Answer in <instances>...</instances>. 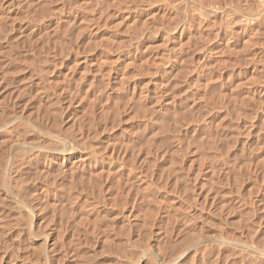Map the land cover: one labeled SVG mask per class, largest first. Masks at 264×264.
Returning <instances> with one entry per match:
<instances>
[{"label": "rangeland", "instance_id": "obj_1", "mask_svg": "<svg viewBox=\"0 0 264 264\" xmlns=\"http://www.w3.org/2000/svg\"><path fill=\"white\" fill-rule=\"evenodd\" d=\"M233 1L0 0V264H165L186 246L182 264H264V17L244 33Z\"/></svg>", "mask_w": 264, "mask_h": 264}, {"label": "bare ground", "instance_id": "obj_2", "mask_svg": "<svg viewBox=\"0 0 264 264\" xmlns=\"http://www.w3.org/2000/svg\"><path fill=\"white\" fill-rule=\"evenodd\" d=\"M140 1H141V0H140ZM168 1H169V0H168ZM180 1H181V0H180ZM188 1H189V0H188ZM230 1H231V0H230ZM235 1H237L238 4H237ZM244 1H245V3L247 4V0H244ZM244 1H243V0H240V2H239L238 0H234V1H233V6H235V5L237 4L238 7H235V8L237 9L236 11H235V8L232 7V8L234 9V11H235V12L233 11L232 13H235V14H236V12L239 11V12L242 14V15H239V16H242L241 18H239V20L242 19V18H243V19L241 20V22H240V21H235V23H237V22H240L241 24L243 23L242 25H244V28H243V29H244V33H246V32H247V33H248V32L252 33V31H250V30L252 29V27L250 26V25H251L250 23L253 22L254 20L259 19L260 17H261V18L264 17V0H256L257 5L254 3L255 0H254V1L251 0V1H253V4H255V5L257 6V8H255V10H254V7H255V6H251L250 4H252V3H251L250 1H248V4L245 5V6H246V9H245V6H242V5H243L242 3H243ZM164 2H165V1H164ZM170 2H171V1H170ZM170 2H169L168 4H170ZM176 2H177V1H176ZM234 2L236 3L235 5H234ZM241 2H242V3H241ZM103 3H104V2H103ZM178 3H179V2H178ZM212 3H213V2H212ZM249 3H250V4H249ZM181 4H182V3H181ZM194 4H195V3H194ZM199 4H200V3H199ZM207 4H208V3H207ZM253 4H252V5H253ZM100 5H101V4H100ZM237 5H236V6H237ZM190 6H191V5H190ZM229 6H230V4H229ZM98 7H99V6H98ZM148 7H149V6H148ZM191 7H192V6H191ZM193 7H194V6H193ZM201 7H202V6H201ZM201 7H200V8H201ZM220 7H221V6H220ZM135 8H136V7H135ZM171 8H172V6H171ZM200 8H199V9H200ZM203 8H204V7H203ZM203 8H201V9H203ZM216 8H217V7H216ZM216 8H215V9H216ZM85 9H86V8H85ZM244 9H245L246 12H245V11L243 12ZM119 10H120V9H119ZM204 10H205V9L201 10V12L203 13ZM207 10H208V9H207ZM216 10H217V9H216ZM219 10H220V9H219ZM227 10H228V9H227ZM231 10H232V9H231ZM247 10H248V12H247ZM115 11H116V10H115ZM129 11H130V10H129ZM176 11H177V10H176ZM182 11H183V10H182ZM191 11H192V10H191ZM193 11L195 12L194 9H193ZM197 11H199V10H197ZM208 11H209V10H208ZM154 12H155V11H154ZM173 12H174V11H173ZM209 12H210V11H209ZM102 13H104V12H102ZM121 13H122V11H121ZM127 13H128V12H127ZM195 13H196V12H195ZM197 13L199 14L200 12H197ZM205 13H206V12H205ZM210 13H211V12H210ZM212 13H213V11H212ZM224 13H226V12H224ZM230 13H231V12H230ZM230 13H229L228 15H230ZM97 14H98V13H97ZM133 14H134V13H133ZM149 14H150V13H149ZM193 14H194V13H193ZM213 14H214V13H213ZM213 14H210V15L207 14V16H208V17H209V16H214ZM84 15H85V14H84ZM119 15H120V13H119ZM121 15H122V14H121ZM121 15H120V17H119V19H120L119 21H121V22L117 21V18H116V20H115V22H119L120 25L123 23V20H125V18L129 17V15L126 14V13L123 14L122 16H121ZM125 15H126V17H125ZM127 15H128V16H127ZM154 15H155V14H154ZM161 15H162V14H161ZM164 15H165V14H164ZM168 15H169V14H168ZM173 15H174V14H173ZM201 15H203L205 18L207 17V16H205L204 13L201 14ZM231 15H233V14H231ZM147 16H148V15H147ZM150 16H151V15H150ZM166 16H167V14H166ZM171 16H172V15H171ZM196 16H197V14H196ZM226 16H227V15H226ZM233 16H234V15H233ZM237 16H238V12H237ZM237 16H236V17H237ZM91 17H92V16H91ZM116 17H118V16H116ZM168 17H169V16H168ZM208 17H207V19H208ZM83 18H85V17H83ZM106 18H107V17H106ZM108 18H109V17H108ZM161 18H162V17H161ZM171 18H172V17H171ZM191 18H193V17H191ZM205 18H204V19H205ZM139 19H140V18H139ZM169 19H170V18H169ZM194 19H195V18H194ZM204 19H202V18L198 15V17H197V19H196V20H197V21H196V22H197L196 24H197L199 27L202 26V24H203V22H204ZM209 19H210V17H209ZM209 19H208V20H209ZM230 19H231V18H230ZM11 20H12V19H11ZM76 20H77V19H76ZM84 20H85V19H84ZM84 20H83V21H84ZM128 20H129V19H128ZM143 20H144V19H143ZM146 20H147V19H146ZM205 20H206V19H205ZM226 20H227V19H226ZM235 20H236V19H235ZM91 21H92V20H91ZM125 21H126V20H125ZM130 21H131V20H130ZM141 21H142V20H141ZM213 21H214V20H213ZM215 21H216V20H215ZM215 21H214L213 23H212L211 21H209V22L207 21V23H210V22H211V24H212V26H213V24L215 23ZM228 21H230V20H228ZM85 22H86V21H85ZM93 22H94V21H93ZM96 22H97V21H96ZM115 22H114V23H115ZM218 22H219V21H218ZM224 22H225L224 24H226V21H224ZM88 23H89V22H88ZM114 23H113V25H114ZM131 23H132V21H131ZM131 23H130V24H131ZM143 23H145V22H143ZM186 23H187V22H186ZM204 23H205V22H204ZM207 23H206V24H207ZM227 23L229 24V22H227ZM235 23H233V24L235 25ZM116 24H118V23H116ZM119 24H118V25H119ZM130 24H129V25H130ZM132 24H133V23H132ZM196 24H195V25H196ZM215 24H216V23H215ZM224 24H223V25H224ZM249 24H250V25H249ZM252 24H253V23H252ZM255 24H256V23H255ZM11 25H12V24H11ZM101 25H102V24H101ZM105 25H106V24H105ZM158 25H159V24H158ZM183 25H184V24H183ZM203 25H204V24H203ZM208 25H209V24H208ZM218 25H219V24H218ZM221 25H222V24H221ZM234 25H233V26H234ZM109 26H111V25H109ZM162 26H163V25H162ZM181 26H182V24H181ZM186 26H187V25H186ZM198 26H197V27H198ZM205 26H206V25H205ZM205 26H202L201 29L204 30L203 28H205ZM212 26L209 25V26H207V27L212 28ZM214 26H215V25H214ZM214 26H213V27H214ZM240 26H241L240 24H237L236 27H234L233 29H232V28H230V29H231L232 31H233V30L236 31V34H237V32L239 31L238 29L241 28V27H243V26H241V27H240ZM83 27H84V26H83ZM83 27H82V29H83ZM101 27H102V26H101ZM123 27H124V26H123ZM159 27H160V26H159ZM195 27H196V26H195ZM207 27H206V28H207ZM230 27H231V26H230ZM178 28H179V27H178ZM218 28H219V27H218ZM110 29H111V27H110ZM131 29H132V28H131ZM187 29H188V27H187ZM189 29H190V28H189ZM196 29H197V28H196ZM198 29L200 30V28H198ZM214 29H215V28H214ZM254 29H255V28H254ZM170 30H171V29H170ZM172 30H173V29H172ZM174 30H175V28H174ZM182 30H184V28H183ZM182 30L179 32L180 35H181ZM202 30H201V31H202ZM212 30H213V28H212ZM240 30H241V29H240ZM85 31H86V30H85ZM94 31H95V30H94ZM96 31H97V30H96ZM114 31H115V30H114ZM186 31H187V30H186ZM197 31H198V30H197ZM204 31H205V30H204ZM234 31H233V32H234ZM100 32H101V31H100ZM108 32H109V31H108ZM177 32H178V30H177V31H174V34H173L174 37L177 36ZM194 32H195V31H194ZM62 33H63V32H62ZM113 33H115V32H113ZM212 33H213V32H212ZM231 33H232V32H231ZM238 33H239V32H238ZM240 33H242V32H240ZM253 33H254V32H253ZM253 33H252V34H253ZM80 34H81V33H80ZM91 34H93V33H91ZM106 34H107V33H106ZM108 34H109V33H108ZM192 34H193V33H192ZM198 34H199V33H198ZM205 34H206V33H205ZM205 34H204V36H205ZM232 34H233V33H232ZM234 34H235V33H234ZM234 34H233V35H234ZM236 34H235V35H236ZM242 34H243V33H242ZM252 34H249V35L245 34V35H247V36H249V37H248V38L246 37L245 39H244V37H243V39H242L241 41H242V42H243V41H244V42L246 41V42L249 43V45H252V44L249 42V41H253L252 39H250L251 36H252ZM98 35H99V34H98ZM101 35H102V33H100L99 36H101ZM130 35H131V34H130ZM180 35H179V36H180ZM185 35H186V34H185ZM233 35H231V37H234ZM250 35H251V36H250ZM95 36H96V35H95ZM165 36H166V35H165ZM165 36H164V37H165ZM197 36H198V35H197ZM201 36H203V34H202ZM66 37H67V36H66ZM171 37H172V36H171ZM174 37H173L172 39H174ZM180 37H181V36H180ZM186 37H187V36H186ZM252 37H253V36H252ZM101 38H102V37H101ZM105 38H106V37H104V39H105ZM162 38H163V36H162ZM169 38H170V37H169ZM189 38H190V37H189ZM237 38H238V36H237ZM82 39H83V38H82ZM95 39H96V38H95ZM99 39H100V38H99ZM108 39H109V38H108ZM110 39H111V38H110ZM110 39H109V40H110ZM175 39H176V38H175ZM175 39H174L173 41H176ZM178 39H179V38H178ZM178 39H177V40H178ZM193 39H194V38H193ZM195 39H196V38H195ZM198 39H199V38H198ZM249 39H250V40H249ZM102 40H103V39H102ZM105 40H106V39H105ZM187 40H188V39H187ZM200 40H201V39H200ZM228 40H229V39H228ZM234 40H235V39H234ZM112 41H114V40H112ZM117 41H118V40H117ZM119 41H120V40H119ZM99 42H100V41H99ZM107 42H108V40H107ZM189 42H191V41H189ZM246 42L244 43V45L246 44ZM67 43H68V42H67ZM111 43H112V42H111ZM115 43H117V42H115ZM178 43H180V42H178ZM204 43H205V42H204ZM235 43H236V42H235ZM248 43L246 44V46L248 45ZM252 43H253V42H252ZM93 44H94V43H93ZM95 44H96V43H95ZM113 44H114V43H113ZM180 44H182V40H181V43H180ZM228 44H229V43H228ZM228 44H226V45L228 46ZM233 44H234V43H233ZM255 44H256V43H255ZM137 45H138V44H137ZM190 45H191V44H190ZM253 45H254V43H253ZM97 46H99V45H97ZM118 46H119V45H118ZM142 46H143V45H142ZM147 46H148V45H147ZM179 46H180V45H179ZM232 46H233V45H232ZM246 46H245V47H246ZM60 47H61V46H60ZM91 47H92V46H91ZM102 47H103V46H102ZM164 47H165V46H164ZM169 47H170V46H169ZM180 47H181V46H180ZM136 48H137V47H136ZM136 48H135V49H136ZM141 48H142V47H141ZM145 48H146V46H145ZM175 48H176V47H175ZM230 48H232V47H230ZM230 48H229V49H230ZM60 49H61V48H60ZM170 49H171V48H170ZM170 49H169V50H170ZM235 49H236V48H235ZM260 49H261V48H260ZM110 50H111V49H110ZM167 50H168V49H167ZM173 50H174V49H173ZM173 50H172V51H173ZM238 50H239V49H238ZM115 51H116V50H115ZM142 51H143V50H142ZM147 51H148V50H147ZM176 51H177V49H176ZM257 51H258V50H257ZM257 51H256V52L254 51V52L257 53ZM260 51H261V50H260ZM156 52H157V51H156ZM254 52L252 53V54H253V55H252L253 58H254ZM113 53H114V52H113ZM164 53H165V52H164ZM98 54H99V53H98ZM122 54H123V53H122ZM139 54H140V53H139ZM116 55H117V54H116ZM160 55H161V54H160ZM160 55H157V56L161 57L163 54H162L161 56H160ZM120 56H121V55H120ZM120 56L118 55L117 58H119L121 61H123V64H124V61L127 62L126 60H127L128 58H127L126 56L123 57V55H122L123 58L120 57ZM148 56H149V55H148ZM159 57H158L157 59H159ZM166 57H167V56H166ZM176 57H177V56H176ZM204 57H205V56H204ZM216 57H217V56H216ZM117 58H116V59H117ZM164 58H165V55H164V57H162V60H161V58H160V61H163ZM256 58H257V60L259 59V57H257V55H256ZM256 58H254V59H256ZM111 59H112V58H111ZM111 59H110V60H111ZM114 59H115V58H114ZM119 59H118V60H119ZM144 59H145V58H144ZM152 59H153V57H152ZM157 59H156V60H157ZM169 59H170V58H169ZM218 59H219V58H218ZM84 60H85V59H84ZM132 60H133V59H132ZM139 60H140V59H139ZM142 60H143V59H142ZM145 60H146V59H145ZM156 60H155V62H156ZM165 60H166V59H165ZM165 60H164V62H165ZM216 60H217V59H216ZM79 61H80V60H79ZM112 61H113V60H111V62H112ZM121 61H120V63H121ZM128 61H129V60H128ZM157 61H158V60H157ZM200 61H201V60H200ZM222 61H223V60H222ZM74 62H75V61H74ZM118 62H119V61H118ZM129 62H130V61H129ZM135 62H136V61H135ZM145 62H146V61H145ZM153 62H154V61H153ZM158 62H159V61H158ZM174 62H175V61H174ZM59 63H60V62H59ZM150 63H151V62H150ZM162 63H163V62H162ZM214 63H215V62H214ZM83 64H84V63H83ZM85 64H87V63H85ZM108 64H109V63H108ZM125 64H128V63H125ZM158 64H159V63H158ZM160 64H161V63H160ZM164 65H165V64H164ZM204 65H205V64H204ZM212 65H213V64H212ZM218 65H219V64H218ZM98 66H99V65H98ZM171 66H172V65H171ZM195 66H196V65H195ZM200 66H201V65H200ZM136 67H137V66H136ZM151 67H152V66H151ZM202 67H203V66H202ZM253 67H254V66H253ZM98 68H99V67H98ZM103 68H104V67H103ZM155 68H156V67H155ZM160 68H161V67H160ZM195 68H196V67H195ZM200 68H201V67H200ZM251 68H252V66H251ZM257 68H258V67H257ZM86 69H87V68H86ZM61 70H62V69H61ZM122 70H123V69H122ZM202 70H203V69H202ZM251 70H252V69H251ZM85 71H86V70H85ZM129 71H130V70H129ZM134 71H135V70H134ZM205 71H206V70H205ZM245 71H246V70H245ZM43 72H44V71H43ZM83 72H84V71H83ZM154 72H155V71H154ZM172 72H173V71H172ZM177 72H179V71H177ZM180 72H181V71H180ZM239 72H240V70H239ZM64 73H65V72H64ZM86 73H87V72H86ZM93 73H94V72H93ZM108 74H109V72H108ZM137 74H138V73H137ZM160 74H161V73H160ZM202 74H203V73H202ZM134 75H135V74H134ZM174 75H175V74H174ZM200 75H201V74H200ZM205 75H206V74H205ZM242 75H243V74H242ZM114 76H115V75H114ZM118 76H119V75H118ZM143 76H144V75H143ZM177 76H178V75H177ZM119 77H120V76H119ZM121 77H122V75H121ZM121 77H120V80H121ZM124 77L126 78V75H124ZM129 77H130V75H129ZM135 77H136V76H135ZM218 77H219V76H218ZM85 78H86V77H85ZM99 78H100V77H99ZM127 78H128V77H127ZM127 78H126V79H127ZM169 78H170V77H169ZM245 78H246V77H245ZM114 79L116 80V78H114ZM160 79H161V78H160ZM178 79H179V78H178ZM194 79H195V78H194ZM207 79H208V78H207ZM210 79H211V78H210ZM82 80H83V79H82ZM100 80H101V78H100ZM102 80H103V79H102ZM124 80H125V79H124ZM195 80H196V79H195ZM219 80H220V78H219ZM228 80H229V79H228ZM247 80H248V79H247ZM189 81H190V83H192L191 80H189ZM203 81H204V80H203ZM208 81H209V80H208ZM215 81H216V79H215ZM243 81H244V80H243ZM245 81H246V80H245ZM120 82H122V81H120ZM123 82H124V81H123ZM145 82H146V81H145ZM159 82H160V81L158 80V83H159ZM161 82H162V80H161ZM161 82L159 83V86H161ZM167 82H168V81H167ZM175 82H176V81H175ZM193 82H194V81H193ZM206 82H207V81H206ZM241 82H242V81H241ZM107 83H108V82H107ZM196 83H197V82H196ZM142 84H143V83H142ZM144 84H145V83H144ZM144 84H143V85H144ZM162 84H163V82H162ZM38 85H39V84H38ZM114 85H115V84H114ZM132 85H133V84H132ZM203 85H204V84H203ZM234 85H235V84H234ZM242 85H243V84H242ZM140 86H141V85H140ZM154 86H155V85H154ZM204 87H206V86H204ZM41 88H42V87H41ZM114 88H115V86H114ZM121 88H122V87H121ZM142 88H143V87H142ZM196 88H197V87H196ZM200 88H201V87H200ZM103 89H106V88H103ZM111 89H112V88H111ZM115 89H116V88H115ZM115 89H114V90H115ZM150 89H151V88H150ZM190 89H191V88H190ZM116 90H118V89H116ZM233 90H234V89H233ZM247 90H248V89H247ZM41 91H42V90H41ZM95 91H96V90H95ZM149 91H150V90H149ZM159 91H160V90H159ZM159 91H158V92H159ZM84 92H85V90H84ZM139 92H140V91H139ZM158 92H157V93H158ZM169 92H170V91H169ZM204 92H205V91H204ZM96 93H97V92H96ZM132 93H133V92H132ZM165 93H166V92H165ZM194 93H195V91H194ZM250 93H251V92H250ZM42 94H43V93H42ZM145 94H146V93H145ZM161 94H162V93H161ZM161 94H159V95H161ZM236 94H237V92H236ZM244 94H246V92H245ZM260 94H261V93H260ZM81 95H82V94H81ZM167 95H168V94H167ZM224 95H225V94H224ZM224 95H223V96H224ZM227 95H228V94H227ZM229 95H230V94H229ZM171 96H172V95H171ZM171 96H170V97H171ZM246 96H247V95H246ZM156 97H157V96H156ZM226 97H227V96H226ZM232 97H233V96H232ZM234 97H235V96H234ZM234 97H233V98H234ZM249 97H250V95H249ZM129 98H130V97H129ZM129 98H128V99H129ZM160 98H161V97H160ZM213 98H214V97H213ZM240 98H241V97H240ZM68 99H69V98H68ZM149 99H150V98H149ZM236 99H237V98H236ZM248 99H249V98H248ZM253 99H254V98H253ZM221 100H222V99H221ZM262 100H263V99H262ZM241 101H242V100H241ZM114 102H115V101H114ZM156 102H157V101H156ZM170 102H171V101H170ZM87 104H88V103H87ZM153 104H154V103H153ZM213 104H214V103H213ZM154 105H155V104H154ZM112 107H113V106H112ZM226 107H227V106H226ZM101 108H102V107H101ZM149 108H150V107H149ZM110 109H111V108H110ZM53 110H54V109H53ZM238 110H239V109H238ZM107 111H108V110H107ZM113 111H114V110H113ZM110 112H111V111H110ZM115 112H116V110H115ZM106 113H107V112H106ZM116 113H117V112H116ZM143 113H144V112H143ZM147 113H148V112H147ZM16 114H17V113H16ZM16 114H15V115H16ZM101 115H102V114H101ZM132 116H133V115H132ZM11 118H12V117H11ZM8 119H9V118H8ZM33 119H34V118H33ZM47 119H48V118H47ZM219 119H220V118H219ZM4 120H5V119H4ZM50 120H51V119H50ZM53 120H54V119H53ZM150 121H151V120H150ZM6 122H7V121H6ZM19 122H20V121H19ZM46 122H47V121H46ZM120 122H121V121H120ZM15 123H16V122H15ZM52 123H53V122H52ZM143 123H144V122H143ZM177 124H178V123H177ZM215 124H216V123H215ZM20 125H21V124H20ZM20 125H19V126H20ZM89 126H90V125H89ZM92 126H93V125H92ZM157 126H158V125H157ZM2 127H3V126H2ZM21 128H22V127H21ZM24 129H25V128H24ZM6 130H7V129H6ZM6 130H5V131H6ZM8 130H9V129H8ZM15 130H16V129H15ZM18 130H19V129H18ZM40 130H41V129H40ZM61 130H62V129H61ZM196 130H197V129H196ZM20 131H21V130H20ZM44 131H45V130H44ZM24 132H25V131H24ZM70 132H71V131H70ZM91 132H92V131H91ZM143 132H144V131H143ZM156 132H157V131H156ZM1 133H2V131H1ZM11 133H12V132H11ZM31 133H32V132H31ZM46 133H47V132H46ZM54 133H55V132H54ZM72 133H73V132H72ZM17 134H18V133H17ZM20 134H22V133H20ZM50 134H51V133H50ZM55 134H56V133H55ZM57 134H58V133H57ZM15 135H16V134H15ZM94 135H95V134H94ZM16 136H17V135H16ZM16 136H15V137H16ZM20 136H21V135H20ZM22 136L24 137L25 135H22ZM80 136H81V135H80ZM82 136H83V134H82ZM88 136H89V135H88ZM90 136H91V135H90ZM205 136H206V135H205ZM3 137H4V136H3ZM12 137H14V136H12ZM23 137H22V138H23ZM73 137H74V136H73ZM77 137H78V136H77ZM92 137H93V136H92ZM10 138H11V137H10ZM16 138H18V139L20 140L21 137H16ZM16 138H15V139H16ZM22 138H21V139H22ZM37 138H38V137H37ZM53 138H54V137H53ZM18 139H16V140H18ZM205 139H206V137H205ZM8 140H9V139H8ZM13 140H14V139H13ZM16 140H15V141H16ZM27 140H28V139H27ZM27 140H25L26 142H25V141H24V142H25V143H28ZM31 140H32V139H31ZM35 140H36V139H35ZM81 140H82V139H81ZM20 141H22V140H20ZM20 141H19V142H20ZM82 141H83V140H82ZM178 141H179V140H178ZM207 141H208V140H207ZM12 142H14V141H12ZM12 142H11V144H12ZM19 142H18V143H19ZM32 142H33V141H31V143H32ZM80 142H81V141H80ZM131 142H132V141H131ZM151 142H152V141H151ZM212 142H213V141H212ZM7 143H8V142H7ZM29 143H30V142H29ZM31 143H30V144H31ZM58 143H60V142H58ZM58 143H57V146H61V144H58ZM76 143H77V142H76ZM3 144H4V143H3ZM11 144H10V145H11ZM33 144H34V143H33ZM33 144H32V145H33ZM35 144H36V143H35ZM51 144H52V143H51ZM53 144H54V143H53ZM77 144H78V143H77ZM85 144H86V142H85ZM26 145H27V144H26ZM55 145H56V144H55ZM62 145H63V144H62ZM73 145H74V144H73ZM73 145H72V146H73ZM91 145H92V144H91ZM133 145H134V144H133ZM16 146H17V145H16ZM45 146H46V145H45ZM89 146H90V145H89ZM93 146H94V145H93ZM14 147H15V146H14ZM17 147H18V146H17ZM100 147H101V145H100ZM20 148H21V147H20ZM51 148L54 149V147H51ZM59 148H60V147H59ZM73 148H74V147H73ZM92 148H93V147H92ZM120 148H121V146H120ZM129 148H130V146H129ZM169 148H170V147H169ZM21 149H23V148H21ZM24 149H25V148H24ZM97 149H98V148H97ZM101 149H102V148H101ZM111 149H112V148H111ZM125 149H126V148H125ZM133 149H134V148H133ZM227 149H228V148H227ZM35 150H36V149H35ZM56 150H57V149H56ZM69 150H71V149H69ZM85 150H86V149H85ZM116 150H117V149H116ZM121 150H122V149H121ZM121 150H120V151H121ZM123 150H124V149H123ZM130 150H131V149H130ZM181 150H182V149H181ZM39 151H41V150H39ZM96 151H97V150H96ZM99 151H100V150H99ZM101 151H102V150H101ZM103 151H104V150H103ZM191 151H192V150H191ZM27 152H28V151H27ZM29 152H30V151H29ZM69 152H70V151H69ZM92 152H93V151H92ZM92 152H91V153H92ZM117 152H118V151H117ZM177 152H178V151H177ZM88 153H89V152H88ZM93 153H94V152H93ZM99 153H100V152H99ZM166 153H167V152H166ZM180 153H181V152H180ZM1 154H2V153H1ZM3 154H4V153H3ZM23 154H25V153H23ZM67 154H68V153H67ZM123 154H124V153H123ZM127 154H128V153H127ZM149 154H150V153H149ZM103 155H104V154H103ZM116 155H117V154H116ZM19 156H20V155H19ZM51 156H52V155H51ZM60 156H61V155H60ZM64 156H65V155H64ZM64 156H61V158L63 157V160H64V158H65ZM93 156H94V155H93ZM182 156H183V155H182ZM4 157H5V156H4ZM12 157H13V156H12ZM56 157H57V156H56ZM71 157H72V156H71ZM90 157H91V156H90ZM198 157H199V156H198ZM100 158H101V157H100ZM128 158H129V157H128ZM200 158H201V157H200ZM260 158H261V157H260ZM51 159H52V158H51ZM76 159H77V158H76ZM76 159H75V160H76ZM88 159H89V158H88L86 155H80V156L78 155V160H79L82 164H83L84 162H86V161H89ZM90 159H91V158H90ZM98 159H99V158H98ZM114 159H115V158H114ZM132 159H133V157H132ZM169 159H170V158H169ZM59 160H60V159H59ZM61 160H62V159H61ZM66 160H69L68 157L66 158ZM66 160H64V161H66ZM70 160H71V159H70ZM126 160H127V159H126ZM133 160H134V159H133ZM133 160H132V162H133ZM202 160H203V159H202ZM3 161H4V159H3ZM11 161H12V160H11ZM16 161H17V160H16ZM18 161H19V160H18ZM18 161H17V162H18ZM98 161H99V160H98ZM24 162H25V161H24ZM52 162H53V161H52ZM52 162H51V163H52ZM102 162H103V161H101L100 163H102ZM104 162H105V161H104ZM106 162H107V161H106ZM110 162H112V161L110 160ZM110 162H108V164H109ZM125 162H126V161H125ZM130 162H131V161H130ZM130 162H129V163H130ZM194 162H195V161H194ZM65 163H66V162H65ZM69 163H70V162H69ZM71 163H72V162H71ZM73 163H74V162H73ZM81 163H80V164H81ZM88 163H90V161H89ZM13 164H14V163H13ZM36 164H37V163H36ZM59 164H60V163H59ZM125 164H126V163H125ZM4 165H5V164H4ZM9 165H10V164H9ZM62 165H63V164H61V167H62ZM73 165H74V164H73ZM85 165H87V164H85ZM246 165H247V164H246ZM250 165H251V164H250ZM67 166H68V165H66V167H67ZM74 166H75V165H74ZM74 166H73V167H74ZM107 166H108V165L106 164V168L109 167V166H108V167H107ZM129 166H130V165H129ZM24 167H25V166H24ZM64 167H65V165H64ZM112 167H113V166H112ZM112 167H111V168H112ZM201 167H202V166H201ZM238 167H239V166H238ZM238 167H237V168H238ZM62 168H63V167H62ZM69 168H70V172H71V169H72V172L75 171V170H73V168H71V165H70ZM98 168H99V167H98ZM106 168H105V169H106ZM241 168H242V167H241ZM3 169H4V168H2V170H3ZM11 169H12V168H11ZM22 169H23V168H22ZM34 169H35V168H34ZM58 169H59V168H58ZM75 169H76V166H75ZM100 169H101V168H100ZM105 169H103V171H104ZM109 169H110V168H109ZM112 169H113V168H112ZM115 169H116V168H114V170H115ZM118 169H119V168H118ZM199 169H200V168H199ZM13 170H14V169H13ZM41 170H42V169H41ZM84 170H85V169H84ZM101 170H102V169H101ZM122 170H123V169H122ZM130 170H131V169H130ZM8 171H9V170H8ZM58 171H59V170H58ZM64 171H65V169H64ZM66 171H67V169H66ZM106 171H107V170H106ZM109 171H110V170H108L107 172H109ZM110 172L113 173V170L110 171ZM114 172H115V174L118 173V171L116 172V170H115ZM128 172H129V171H128ZM223 172H224V171H223ZM65 173H66V172H65ZM96 173H97V172H96ZM96 173H95V174H96ZM100 173H101V172H100ZM103 173H104V172H103ZM119 173H120V172H119ZM227 173H228V172H227ZM48 174H49V173H48ZM59 174H60V173H59ZM66 174H67V173H66ZM69 174H70V173H69ZM104 174H105V173H104ZM115 174L113 173L111 176H113V175L115 176ZM120 174H121V173H120ZM133 174H134V173H133ZM30 175H31V174H30ZM62 175H63V174H62ZM70 175H71V174H70ZM105 175H107V173H106ZM193 175H196V174H193ZM2 176H3V175H2ZM43 176H44V175H43ZM58 176H59V175H58ZM67 176H68V175H67ZM98 176H99V175H98ZM107 176L109 177V176H110V173H109V175H107ZM107 176H105L104 178H107ZM118 176H121V175L118 174ZM125 176H126V175H125ZM219 176H220V175H219ZM8 177H9V176H8ZM25 177H26V176H25ZM28 177H29V176H28ZM127 177H128V176H127ZM135 177H136V176H135ZM220 177H221V176H220ZM15 178H16V177H15ZM33 178H34V177H33ZM54 178H55V177H54ZM63 178H64V177H63ZM75 178H76V177H75ZM89 178H90V177H88V179H89ZM110 178H112V177H110ZM0 179H2V178H0ZM20 179H21V178H20ZM23 179H24V178H23ZM27 179H28V178H27ZM29 179H30V178H29ZM72 179H73V178H72ZM101 179H102V178H101ZM114 179H115V178H114ZM116 179L118 180V177H117ZM116 179H115V182H116ZM119 179H120V177H119ZM155 179H156V178H155ZM248 179H249V178H248ZM32 180H33V179H32ZM54 180H55V179H54ZM104 180H105V179H104ZM104 180H103V181H104ZM106 180H107V179H106ZM108 180H110V179H108ZM111 180H112V179H111ZM143 180H144V179H143ZM223 180H224V179H223ZM235 180H236V179H235ZM2 181H3V180H2ZM62 181H63V180H62ZM77 181H78V180H77ZM118 181H119V180H118ZM120 181H121V180H120ZM131 181H132V180H131ZM226 181H227V180H226V177H225V182H226ZM3 182H4V181H3ZM8 182H9V181H8ZM25 182H26V180H25ZM74 182H75V181H74ZM113 182H114V180H113ZM125 182H126V180H125ZM20 183H21V182H20ZM33 183H34V182H33ZM33 183H32V184H33ZM56 183H57V182H56ZM62 183H63V182H62ZM62 183H61V184H62ZM104 183H105V182H104ZM131 183H132V182H131ZM145 183H146V182H145ZM9 184H10V183H9ZM17 184H18V183H17ZM118 184H119V182H118ZM125 184H126V183H125ZM1 185H2V184H1ZM15 185H16V184H15ZM69 185H70V184H69ZM75 185H76V184H75ZM116 185H117V184H116ZM204 185H205V184H204ZM53 186H54V185H53ZM63 186H64V185H63ZM72 186H73V185H72ZM100 186H101V184H100ZM112 186H113V185H112ZM123 186H124V183H123ZM6 187H8V186L6 185ZM16 187H17V186H16ZM105 187H106V186H105ZM25 188H26V187H25ZM111 188H112V187H111ZM2 189H3V188H2ZM8 189H9V188H8ZM63 189H64V187H63ZM68 189H69V187H68ZM85 189H86V188H85ZM75 190H76V189H75ZM83 190H84V189H83ZM118 190H119V189H118ZM125 190H126V189H125ZM128 190L130 191V189H128ZM137 190H138V189H137ZM9 191H10V190H9ZM61 191H62V190H61ZM72 191H73V190H72ZM106 191H107V190H106ZM126 191H127V190H126ZM141 191H142V190H141ZM164 191H165V190H164ZM67 192H68V191H67ZM82 192H83V191H82ZM116 192H117V191H116ZM132 192H133V191H132ZM137 192H139V191H137ZM193 192H194V191H193ZM9 193H11V192H9ZM34 193H35V192H34ZM114 193H115V192H114ZM141 193H142V192H141ZM148 193H149V192H148ZM83 194H84V193H83ZM86 194H87V193H86ZM14 195H15V194H14ZM103 195H104V194H103ZM115 195H116V194H115ZM115 195H114V196H115ZM145 195H146V194H145ZM145 195L143 194V196H145ZM150 195H151V194H150ZM25 196H26V195H25ZM71 196H72V195H71ZM117 196H118V195H117ZM139 196H140V195H139ZM141 196H142V195H141ZM143 196H142V197H143ZM99 197H100V193H99ZM106 197H108V196H106ZM146 197H147V196H146ZM210 197H211V196H210ZM132 198H133V197H132ZM19 199H20V198H19ZM77 199H78V198H77ZM145 199H146V198H145ZM74 200H75V199H74ZM112 200H114V198H113ZM110 201H111V200H110ZM141 201H142V200H141ZM24 202H25V201H24ZM24 202H23V203H24ZM98 202H99V201H98ZM9 203H10V202H9ZM89 203H90V202H89ZM102 203H103V202H102ZM185 203H186V202H185ZM187 203H188V202H187ZM90 204H91V203H90ZM100 204H101V203H100ZM117 204H118V203H117ZM67 205H68V204H67ZM47 206H48V205H47ZM51 206H52V205H51ZM53 206H54V205H53ZM62 206H63V205H62ZM64 206H66V205H64ZM68 206H69V205H68ZM79 206H80V205H79ZM124 206H125V205H124ZM124 206H123V207H124ZM13 207H14V206H13ZM40 207H41V206H40ZM48 207H49V206H48ZM99 207H100V206H99ZM105 207H106V206H105ZM118 207H119V206H118ZM120 207H121V206H120ZM87 208H88V207H87ZM91 208H92V207H91ZM149 208H150V207H149ZM198 208H199V207H198ZM9 209H11V208H9ZM32 209H33V208H32ZM40 209H41V208H40ZM54 209H55V208H54ZM122 209L124 210V208H122ZM127 209H128V208H127ZM127 209H126V210H127ZM15 210H16V208H15ZM19 210H21V209H19ZM19 210H18V211H19ZM72 210H73V209H72ZM91 210H92V209H91ZM137 210H138V209H137ZM208 210H209V209H208ZM23 211H24V209H23ZM31 211H32V210H31ZM57 211H58V210H57ZM61 211H62V210H61ZM74 211H75V210H74ZM77 211H78V210H77ZM61 213H62V212H61ZM101 213H102V212H101ZM128 213H129V210H128ZM4 214H5V213H4ZM78 214H79V213H78ZM103 214H105V213H103ZM195 214H196V213H195ZM12 215L14 216V214H12ZM21 215H22V214H21ZM37 215H38V214H37ZM83 215H84V214H83ZM83 215H82V217H83ZM115 215H116V214H115ZM119 215H120V214H119ZM125 215H126V214H125ZM125 215H124V216H125ZM27 216H29V215H27ZM39 216H40V215H39ZM44 216H45V215H44ZM60 216H61V214H60ZM79 216H80V215H79ZM87 216H88V215H87ZM93 216H94V215H93ZM127 216H128V215H127ZM175 216H176V215H175ZM36 217H37V216H36ZM47 217H48V216H47ZM52 217H53V216H52ZM70 217H71V216H70ZM76 217H77V216H76ZM84 217H85V216H84ZM99 217H100V216H99ZM113 217H114V215H113ZM6 218H7V217H6ZM13 218H14V217H13ZM24 218H25V217H24ZM24 218H23V219H24ZM33 218H34V217H33ZM54 218H55V217H54ZM79 218H80V217H79ZM148 218H149V217H148ZM1 219H2V218H1ZM25 219H26V218H25ZM25 219H24V220H25ZM75 219H76V218H75ZM81 219H82V218H81ZM106 219H107V218H106ZM28 220H29V218H28L26 221H28ZM60 220H61V219H60ZM66 220H67V219H66ZM78 220H79V219H78ZM85 220H86V219H85ZM93 220H94V219H93ZM102 220H103V219H102ZM104 220H105V219H104ZM138 220H139V219H138ZM197 220H198V219H197ZM4 221H5V220H4ZM45 221H46V220H45ZM48 221H49V220H48ZM51 221H52V220H51ZM82 221H84V219H83ZM105 221H106V220H105ZM146 221H147V220H146ZM54 222H55V221H54ZM66 222H67V221H66ZM69 222H70V221H69ZM69 222H68V223H69ZM95 222H96V221H95ZM22 223H23V222H22ZM43 223H44V222H43ZM93 223H94V222H93ZM106 223H107V222H106ZM144 223H145V222H144ZM144 223H142V224H144ZM147 223H148V222H147ZM70 224H71V223H70ZM76 224H77V223H76ZM87 224H88V223H87ZM91 224H92V223H91ZM107 224H108V223H107ZM148 224H149V223H148ZM212 224H213V223H212ZM7 225H8V224H7ZM12 225H13V224H12ZM23 225H24V224H23ZM34 225H35V224H34ZM50 225H51V224H50ZM68 225H69V224H68ZM131 225H132V224H131ZM149 225H150V224H149ZM39 226H40V225H39ZM84 226H85V225H84ZM90 226H91V225H90ZM92 226H93V225H92ZM129 226H130V225H129ZM141 226H142V225H141ZM212 226H213V225H212ZM215 226H216V225H215ZM17 227H18V226H17ZM21 227H22V226H21ZM60 227H61V226H60ZM76 227H77V226H76ZM147 227H148V225H147ZM181 227H182V226H181ZM4 228H5V227H4ZM34 228H35V227H34ZM85 228H86V226H85ZM208 228H209V227H208ZM6 229H7V228H6ZM6 229H5V230H6ZM38 229H39V228H38ZM59 229H60V228H59ZM63 229H64V228H63ZM71 229H72V228H71ZM101 229H102V228H101ZM42 230H43V229H42ZM66 230H67V229H66ZM72 230H73V229H72ZM8 231H9V230H8ZM67 231H68V230H67ZM149 231H150V230H149ZM188 231H189V230H188ZM40 232H42V231H40ZM48 232H49V231H48ZM59 232H60V231H59ZM245 233H246V232H245ZM60 234H61V233H60ZM70 234H71V233H70ZM148 234H149V233H148ZM201 234H202V233H201ZM251 234H252V233H251ZM32 235H33V234H32ZM1 236H2V235H1ZM10 236H11V235H10ZM17 236H18V235H17ZM194 236H195V235H194ZM201 236H202V235H201ZM213 236H214V235H213ZM59 237H60V236H59ZM70 237H72V236H70ZM70 237H69V238H70ZM216 237H218V236H216ZM223 237H224V236H223ZM247 237H248V236H247ZM13 238H14V237H13ZM16 238H17V237H16ZM213 238H214V237H213ZM228 238H229V237H228ZM232 238H233V237H232ZM149 239H150V238H149ZM202 239H203V238H202ZM70 240H71V239H70ZM196 240H197V239H196ZM219 240H220V239H219ZM219 240H218V241H219ZM11 241H12V240H11ZM29 241H30V240H29ZM50 241H53V240L46 239V243H47V245H49V248H50L51 246H53V245H51V244L54 243V242L50 243ZM59 241H60V240H59ZM211 241H212V240H211ZM41 242L44 243V241H42V240L40 241V243H41ZM69 242H70V241H69ZM118 242H119V241H118ZM130 242H131V241H130ZM192 242H193V241H192ZM200 242H201V241H200ZM200 242H199V243H200ZM203 242H204V241H203ZM215 242H216V241H215ZM225 242H226V241H225ZM17 243H18V242H17ZM58 243H60V242H58ZM66 243H67V242H66ZM209 243H210V242H209ZM212 243H213V242H212ZM219 243H220V241H219ZM231 243H232V241L230 242V244H231ZM9 244H10V243H9ZM15 244H16V243H15ZM15 244H14V245H15ZM54 244H55V243H54ZM62 244H63V243H62ZM221 244H222V243H221ZM223 244H224V243H223ZM225 244H226V243H225ZM232 244H233V243H232ZM5 245H6V244H5ZM14 245H9V246H13V247L15 248V246L17 247L18 244L15 245V246H14ZM26 245H27V244H26ZM50 245H51V246H50ZM67 245H68V244H67ZM195 245H196V244H195ZM195 245H194L193 247H195ZM199 245H200V244H199ZM208 245H209V244H208ZM208 245H207V246H208ZM213 245H214V244H213ZM213 245H212V246H213ZM215 245H216V244H215ZM228 245H229V244H228ZM236 245H238V244H236ZM236 245H234V246L232 245V246L235 247ZM239 245H240V244H239ZM243 245L246 246V244H243ZM60 246H62V245H60ZM69 246H70V245H69ZM190 246H191V245H190ZM216 246H218V245H216ZM220 246H221V245H220ZM224 246H226V245H224ZM18 247H19V246H18ZM18 247H17V248H18ZM39 247H40V246H39ZM62 247H63V246H62ZM144 247H145V246H144ZM144 247H142V248H144ZM148 247H149V246H148ZM198 247H199V246H198ZM202 247H204V246H202ZM247 247H248V246H247ZM4 248H5V247H4ZM14 248H13V251L16 250V248H15V250H14ZM47 248H48V247H47ZM49 248H48V250H49ZM58 248H59V247H58ZM186 248H187V246L185 247V249H184L183 251H180V250L178 249L180 252H179L177 255L175 254L176 257H175V258H172L173 256H171V259H172V260L169 261V262H167V263H165V264H182V263H183V262H182V258L184 257V255H185L186 252H187V249H186ZM188 248H189V247H188ZM21 249H22V248H21ZM51 249H52V248H51ZM60 249H61V248H60ZM174 249H175V248H174ZM231 249H232V248H231ZM235 249H236V248H235ZM240 249H241V248H240ZM247 249H248V248H247ZM5 250H6V248H5ZM34 250H35V249H34ZM53 250H54V249H53ZM138 250H139V249H138ZM243 250H244V249H243ZM1 251H2V250H1ZM7 251H8V250H7ZM10 251H11V250H10ZM54 251H55V250H54ZM67 251H69V250H67ZM142 251H143V250H142ZM238 251H239V250H238ZM251 251H252V250H251ZM4 252H5V251H4ZM45 252H46V253H49L50 251L47 252V250H46ZM145 252H146V251H145ZM161 252H162V251H161ZM245 252H246V249H245ZM248 252H249V251H248ZM0 253H3V252H0ZM25 253H26V252H25ZM176 253H177V251H176ZM242 253H243V252H242ZM251 253L253 254V251H252ZM136 254H138V253H136ZM139 254H140V253H139ZM159 254H160V253H159ZM244 254H245V253H244ZM1 255H2V254H1ZM1 255H0V257H2ZM4 255H5V254H4ZM39 255H40V254H39ZM53 255H54V254H53ZM134 255H135V254H134ZM151 255H152V254H151ZM7 256H9V253H8ZM11 256H12V255H11ZM11 256H10V257H11ZM65 256H66V255H65ZM135 256H136V255H135ZM135 256H134V257H135ZM19 257H20V256H19ZM45 257H46V254H45ZM47 257H48V256H47ZM77 257H78V256H77ZM85 257H86V256H85ZM127 257H129V256H127ZM132 257H133V256H132ZM50 258H51V257H50ZM56 258H57V257H56ZM78 258H79V257H78ZM153 258H154V257H153ZM135 259H136V258H135ZM160 259H161V258H160ZM168 259H169V258H168ZM249 259H250V258H249ZM0 260H1V258H0ZM3 260H4V259H3ZM5 260H7V259H5ZM9 260H10V259H9ZM9 260H8V261H9ZM12 260H13V259H12ZM50 260H51V259H50ZM80 260H81V259H80ZM86 260H87V259H86ZM161 260H162V259H161ZM23 261H24V260H23ZM28 261H29V259H28ZM48 261H49V260H48ZM76 261H78V260L76 259ZM134 261L136 262V260H134ZM148 261H149V260H148ZM14 262H15V261H14ZM21 262H22V261H21ZM21 262H20V264H23V263H21ZM78 262H79V261H78ZM80 262H81V261H80ZM102 262H103V261H102ZM131 262H132V261H131ZM181 262H182V263H181ZM1 263H2V262H1ZM25 263H26V262H25ZM39 263H40V262H39ZM152 263H153V261H152ZM162 263H163V262H162ZM5 264H6V263H5ZM11 264H12V263H11ZM26 264H27V263H26ZM28 264H29V263H28ZM75 264H78V263H75ZM105 264H106V262H105ZM132 264H133V263H132ZM137 264H142V261H139Z\"/></svg>", "mask_w": 264, "mask_h": 264}]
</instances>
